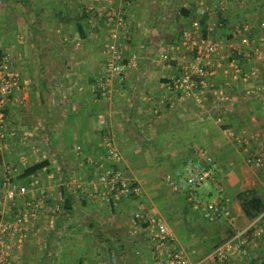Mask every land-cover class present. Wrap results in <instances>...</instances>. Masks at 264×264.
<instances>
[{"label":"crops","instance_id":"crops-1","mask_svg":"<svg viewBox=\"0 0 264 264\" xmlns=\"http://www.w3.org/2000/svg\"><path fill=\"white\" fill-rule=\"evenodd\" d=\"M90 1L0 0V56L9 54L22 77L8 108L2 155L23 169L47 162L33 175L47 191L49 208L36 223L39 235L21 252L23 264L122 260L140 245L130 234L138 225L136 212L166 221L181 248L198 245L200 229H209L204 254L232 231L245 232L221 264H264V221H249L237 199L249 189L264 194L263 173L247 163L243 144L248 140L255 149L254 137L264 131V55L255 53L264 48V0H180L181 10L171 0L118 1L129 25L128 67L125 82L114 80L106 96L95 86L105 76L109 30L91 27L99 20L87 11ZM205 7L212 8L205 14L208 35L219 41L227 69L216 71L211 87L183 98L171 87L181 72L178 62L193 60L182 32L202 19ZM182 9L192 14L184 16ZM216 14L223 17L220 27ZM215 27L223 31L220 39L212 35ZM230 46L229 58L223 49ZM164 51L177 58L165 70L157 61ZM230 60L243 70L236 73ZM108 142L121 156L114 167L140 186L141 196L116 201L105 194L98 176L101 165H112ZM24 144L28 156L19 152ZM198 150L218 169L197 189L172 191L166 175ZM223 196L232 218L205 219L200 207ZM53 204L59 205L55 212Z\"/></svg>","mask_w":264,"mask_h":264},{"label":"built area","instance_id":"built-area-1","mask_svg":"<svg viewBox=\"0 0 264 264\" xmlns=\"http://www.w3.org/2000/svg\"><path fill=\"white\" fill-rule=\"evenodd\" d=\"M120 0H91L87 11L95 15L99 21H90L91 27L108 29V37L104 42V79L97 82L95 88L101 95L110 94V86L116 80L122 84L126 80L128 63L126 62V47L129 35V25L126 14L117 4ZM128 4L134 0H125ZM211 7H205L201 15L207 14ZM184 44L192 53V61L185 58L178 62L181 72L173 78L171 87L178 90L181 97H194L197 92L212 86L210 79L218 69L225 68L222 62V47L218 41L203 34L200 18L194 19L189 28L182 32ZM255 53L264 55L262 48H255ZM230 58V56H229ZM177 60L174 53L167 51L159 53L157 61L162 69L171 67ZM229 65L235 72L243 70L236 60H230ZM227 69V67H226ZM21 74L12 66L9 54L0 56V264H23L21 252L30 237H37L39 231L36 223L45 209L49 208L47 191L36 175H25L22 164L6 160L2 155V147L7 139L8 108L15 99L16 91L21 87ZM223 94V92L221 91ZM222 118H218L221 121ZM16 136V132L12 133ZM258 141L255 149H250V141L243 142L248 164L262 171L264 176V131L256 133ZM107 155L111 166L103 168L98 176L105 194L111 200L141 196L140 186L128 181L123 171L114 167L121 160L118 149L110 142L106 144ZM218 169L215 159L203 150L196 151L181 167L168 173L165 182L172 191L193 190L204 185ZM53 212L59 205H52ZM201 214L209 221L232 218L231 202L226 196L216 201L203 204ZM134 218L137 227L131 228V236L138 238L140 245L134 249L133 256L142 264H221L227 258L229 250L242 242L245 232L233 235L213 250L198 258L190 257L179 245L174 230L160 217L136 212ZM264 221V212L257 218ZM140 231H147L142 235Z\"/></svg>","mask_w":264,"mask_h":264},{"label":"trees","instance_id":"trees-1","mask_svg":"<svg viewBox=\"0 0 264 264\" xmlns=\"http://www.w3.org/2000/svg\"><path fill=\"white\" fill-rule=\"evenodd\" d=\"M181 14L184 16H190L192 13L189 10L182 9ZM206 21H207V15L202 16L201 26L203 29V34L205 36H208ZM46 165H47L46 161L31 165L25 169L24 173L26 176L33 175L39 169L45 167ZM237 199L240 202L244 216L249 221H254L264 212V194H261L257 189H249V190L241 191L237 195ZM235 233H236L235 231H232L229 237L235 235Z\"/></svg>","mask_w":264,"mask_h":264},{"label":"rangeland","instance_id":"rangeland-1","mask_svg":"<svg viewBox=\"0 0 264 264\" xmlns=\"http://www.w3.org/2000/svg\"><path fill=\"white\" fill-rule=\"evenodd\" d=\"M168 1H170V0H168ZM173 1V3H175V5L178 3V8H179V10H181L180 8L181 7H183V5L181 6V4H179L180 3V0H171V2ZM195 7H196V5H195ZM193 10H195V8L193 9ZM221 18H223V17H221V15H214V17H213V19H214V21H216L215 23H217V26H219V21H220V19ZM217 19H218V22H217ZM220 27V26H219ZM219 27H215L214 28V34H212V35H214V37L216 38V39H220V37H221V35H222V33H221V31L222 30H220L219 29ZM223 32V31H222ZM243 35L244 36H246L245 35V33H243ZM219 42V41H218ZM225 44H226V42H225ZM227 49H229V50H227ZM264 49V48H263ZM224 51L225 50H227L226 52L227 53H229L228 54V57L230 56V55H234V53H233V51L235 50L234 49V47H225V49H223ZM14 67V66H13ZM15 69V68H14ZM16 70V69H15ZM16 148V147H15ZM22 148V149H21ZM20 149H18V150H20L19 152H21V151H24L25 152V155L26 156H28L29 155V153H30V151H29V148H30V146L29 145H23L22 147H21ZM25 148V149H24ZM17 149V148H16ZM32 152V151H31ZM40 154H43V153H40ZM212 199L213 198H211L209 201H212ZM209 233V229H207V228H205V227H203L202 229H200V232L198 233V240H199V243H198V245H195V246H193V247H190L189 245H183L182 247L187 251V253H189L190 254V257H196V258H198V257H201V256H203L204 255V253L203 252H200V251H204L205 250V245H204V243L206 244V241H209V240H207L206 238H205V234H207V235H209L208 234ZM189 241V240H188ZM187 242V241H186ZM180 243L182 244V243H184V240H180ZM212 245V244H211ZM182 248V249H183ZM121 258H119L118 256L116 257V256H114L110 261H112V264H142V261H140L139 259H137V258H135L134 256H133V254H132V252L131 251H128V252H126L125 254H124V258L122 259V260H120Z\"/></svg>","mask_w":264,"mask_h":264}]
</instances>
